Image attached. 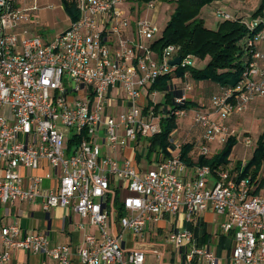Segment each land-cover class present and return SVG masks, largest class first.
<instances>
[{
    "label": "built area",
    "instance_id": "1",
    "mask_svg": "<svg viewBox=\"0 0 264 264\" xmlns=\"http://www.w3.org/2000/svg\"><path fill=\"white\" fill-rule=\"evenodd\" d=\"M74 2L79 18L46 40L29 26L35 0H0V204L7 206L8 215V206L16 201L39 199L43 211L70 209L94 231L79 244H63L47 232L26 233L18 223H5L0 227V264H8L17 249L42 256L41 264H219L209 242L197 244L192 227L177 225L165 236L173 247L170 263L160 262L163 249L153 246L156 235H145L146 228L181 210L193 226L207 211L225 216L219 229L232 233V246L224 249V264H264V160L246 176H241L248 163L244 158L238 167L232 161L214 170L196 165L186 177L182 143L171 138L168 157L144 169L136 161L137 146L146 145L160 132L161 119L170 116L180 122L190 115L199 128L197 159L211 157V144H223L230 136L247 148L258 147L230 121L256 98H264V50L259 48L264 9L263 15L240 18L248 32L245 66L235 86L219 87L208 105L187 107L186 92L192 89L187 82L175 105L156 113L153 101L148 106L146 99L158 91L148 89L195 59L182 57L172 44L160 53L152 49L158 37L145 16L161 3ZM127 13L136 19L128 20ZM214 13L219 20L235 19L219 3ZM177 56L180 62L170 64ZM124 149L129 152L120 161L117 153ZM46 167L51 172L37 173ZM44 178L50 179V190L42 189ZM117 196L124 211L120 218Z\"/></svg>",
    "mask_w": 264,
    "mask_h": 264
},
{
    "label": "trees",
    "instance_id": "2",
    "mask_svg": "<svg viewBox=\"0 0 264 264\" xmlns=\"http://www.w3.org/2000/svg\"><path fill=\"white\" fill-rule=\"evenodd\" d=\"M136 3L143 4L153 0H133ZM162 4L172 3L173 10L163 29L162 35L156 38L152 44V49L160 53L167 45H175L179 48V54L183 57L193 55L199 61H206L203 67L190 66L188 68L175 67L170 74H166L157 79L148 89V93L153 91L163 92L165 101L155 104L156 113L166 110L168 106L175 105V97L182 94L178 85L174 87L172 79L176 77L184 78L185 73L195 81H209L218 87L235 86L240 79L241 72L245 66V57L243 56V41L247 35L246 27L241 24L240 18L245 15L256 17L263 15L264 0H256L257 3L244 13H234L235 19L219 20L215 29L206 26L200 13L202 8L210 6L213 9L217 3L225 0H154ZM244 1V0H241ZM65 10L71 16L72 21H76L79 16V10L76 8L73 0H63ZM213 93V92H212ZM152 102H148V106ZM185 106H192V102L187 100ZM161 130L159 133L147 139L146 145H138L136 161L140 166H145L152 162L166 158L169 154L166 151L171 145V133L178 127L177 119L173 116L163 117L160 121ZM237 143L234 136L228 137L220 151L211 157L200 156L197 161L189 158V152L193 148V142H184L181 149V159L187 165L208 166L211 169H217L229 165L231 160L229 155ZM154 158L152 159V157ZM153 160V161H154ZM264 160V141L263 135L259 137L258 147L254 150L251 159L241 176H246L252 166L259 168ZM240 161L235 164L237 167ZM117 218L124 215L122 204L119 197L115 199ZM197 244L204 245L210 240L208 227L204 222L194 230ZM232 245V233L220 236V243L217 250L219 254L223 249L230 250ZM196 264V263H194Z\"/></svg>",
    "mask_w": 264,
    "mask_h": 264
},
{
    "label": "rangeland",
    "instance_id": "3",
    "mask_svg": "<svg viewBox=\"0 0 264 264\" xmlns=\"http://www.w3.org/2000/svg\"><path fill=\"white\" fill-rule=\"evenodd\" d=\"M35 1H36L37 9L30 12V21L32 25H34L33 27L35 28L34 31L31 29L33 33L40 34L43 37V39H51L59 35L63 31L69 29L72 26L73 21L69 13L64 8L63 0H35ZM256 3L257 2H254V5ZM31 4L32 2L30 1L28 2L27 5H31ZM223 4H221L223 8L227 9L226 5H223ZM172 10H173V4L165 3L154 9L147 11V14L145 17L149 22L152 23L153 28L156 30L155 37H159L160 34L162 33L170 17ZM141 12L143 11L141 10ZM200 15L202 18L205 19L206 26L212 29H215L217 27L219 18L215 15L213 7L211 8L210 6H205L204 8H202ZM126 16L128 17V20L134 21L136 19L135 14H132V15L128 14ZM262 44H264V42H260L259 46H261ZM205 62L206 61L201 62L198 59H194L192 66L203 67L205 65ZM181 79H182L181 77H177L175 79V82L180 81ZM187 82L191 83L192 85V89L186 92L187 98L188 100H193V104L196 105L194 107H199L200 105L205 104L206 102H207L206 105H208V98L212 94L213 89L211 87L206 88V90L203 93V90L199 88V86L201 87L203 82H207V81H195L194 82L188 73L187 78L186 79L184 78L183 82L182 83L180 82V84H178V88L180 89L183 88L185 83ZM207 84L211 86V83H207ZM203 85L205 86L206 84H203ZM202 93L204 95H202ZM195 95H197L196 98H195ZM164 99H165V96L163 92H157L154 96L151 94L149 98L146 99V103H148L149 101H153V104H157L163 101ZM194 100H197V102ZM182 120H183V123H185L186 125H188L190 121L192 122L190 115L185 117ZM231 123H232V126L235 127L237 131L241 133V135L247 132L249 137L254 142H258L259 137L264 132V98H256L254 101H252L250 103L249 108L244 113L237 115L231 119ZM98 144L101 147L100 148L101 153L102 154L106 153L107 150L105 148V145L102 144L101 140L98 141ZM214 146L215 147L218 146V148L221 149L222 144L221 145L215 144ZM254 150H255L254 147L247 148L244 146L241 139L239 140L237 139V143L233 147L229 155V159L234 160V159L245 158L249 160L251 159L254 153ZM49 180L50 179L44 178L43 180L44 187L49 186L48 185ZM124 195H125L124 190L119 192V197L122 198ZM3 208L4 206L0 207V215L3 212ZM74 217H75L76 222L77 221L80 222V217L77 214H75ZM224 220H225V216L216 215L215 221L213 222V225H212L214 232L218 229L219 224ZM184 222H185V215L182 214L181 211H179L177 215L170 213V214H167L165 217V227L166 228L164 229L163 232H157V230L150 231L152 232L153 235L156 234L157 242H154L153 246H157L160 249H163L162 259L160 260V262L162 261L164 263H170V253L173 252L172 245H170V243H167L165 241V236L168 235L169 228L174 225H178V226H181L182 224L184 225ZM160 224H161L160 222H156L153 225L155 228H157V226ZM127 234H129V232H125L126 236ZM51 238L53 239V237ZM60 241H62V243L66 242V240L63 238H61V240H59L58 242ZM53 242H56V240H54ZM211 246L213 248H216V244H214L213 242ZM23 251L26 252L25 250ZM151 253L152 252L147 251V254H150L151 262H156L154 256ZM224 255H225V250L220 252L219 256L221 260L219 264H224ZM48 263L52 264V262H48Z\"/></svg>",
    "mask_w": 264,
    "mask_h": 264
},
{
    "label": "crops",
    "instance_id": "4",
    "mask_svg": "<svg viewBox=\"0 0 264 264\" xmlns=\"http://www.w3.org/2000/svg\"><path fill=\"white\" fill-rule=\"evenodd\" d=\"M254 2H257V1L256 0H244V1H241V0H225L221 3L222 4L224 3L223 5H226L227 11L234 14L235 12L236 13H244V12L248 11L251 7H254V5H253ZM204 21H205V19H204ZM29 26L33 31L35 30V28L33 27L34 25H32L31 22H30ZM128 33L130 34L131 31L129 30ZM46 40H49V39H46ZM263 45L264 44L259 46V48L262 50H264ZM176 78L172 79V82L174 85L177 86L178 84H180V82L181 83L183 82V79L175 82ZM193 81L195 82V80H193ZM207 83H211V82H209V81L203 82V84H206V85L204 86L202 84L201 87L199 86V88H201L203 90V93L206 90V88L211 87L213 89L212 92H215L219 88L214 83H211V86ZM203 93H202V95H204ZM196 97H197V95H195V98ZM164 101H165V99L161 102H164ZM190 101L192 102V107L196 106L193 104V100H190ZM194 101L197 102V100H194ZM205 104H207V102ZM230 124L232 125L231 121H230ZM199 134H200V131H199L198 127H195L191 121L189 122L188 125H186L185 123H183V120L178 122V127L175 130H173L171 133V138L173 140L180 141L182 144L184 142H188V141L193 142L194 146L188 154L189 158L192 160V162L198 160L196 158V155H197V151H198V142H199V136H200ZM243 134L248 135L247 132L243 133ZM215 144L221 145L222 142L221 143L216 142V143L211 144L210 147L212 150V156L216 155L220 151L218 146L217 147L214 146ZM181 149H182V147H181ZM128 152H129L128 149H124L121 152H118L117 158L121 161L123 159L124 154L126 155V154H128ZM153 158H154V156L152 157V159ZM243 159H234V160L230 159V160L234 164H236L237 161L241 162V160H243ZM153 160H152V162H155V160L154 161ZM245 160L249 161L250 159L249 160L245 159ZM146 166L147 165L140 166V168L144 169ZM187 166L188 167H187V171H186V175H187L186 177H190L193 174L192 170L194 169V167L196 165L193 163V165H187ZM48 171L51 172V169L46 167L45 169H42V170L38 171L37 173L43 174V173L48 172ZM181 177L183 178V173H182ZM43 183H44V181H43ZM48 185H49L48 187H44L42 184V186H43L42 189L50 190V188H49L51 186L50 180L48 181ZM2 206L3 205L0 204V207H2ZM6 207L7 206H4L3 212L0 215V227L3 224L8 223V222L9 223H18V224H20V226L22 227V229L26 233L47 232V233H49L50 237H53V239L51 238L52 241L56 240L57 243H62V241H60V242H58V241L61 240V238H63L66 240V242L63 241V242H65L63 244H66V243L79 244L82 242L85 233H87L88 231H94V227L89 226L87 221H81L80 220L81 222L84 223V228L83 229L79 228L78 227L79 221H77V222L75 221V217H74L75 212H72L70 209L55 208V209H51L47 212L43 211L42 210V201L39 199H35V200L29 201V202L16 201L13 207L8 206V208H9L8 215H6ZM181 213L183 214L182 210H181ZM177 214H175V215H177ZM165 217H166V215H165ZM165 217L162 219V222L160 221L161 224L158 225L157 228H155L154 225L152 226V224L149 225L146 228L145 235L151 236L153 239L154 235L150 231L157 230V232H163L164 229L166 228L165 227ZM215 218H216V215L213 214V212L207 211V212H205V213H203L197 217L196 226H193V224L187 223V222H184V225L182 224L181 226H178V225L177 226L178 227H184V226L192 227L193 230H195L196 227L200 224V222H204L206 224V226L208 227V233L210 234V237H211L209 240V243H210V245L212 244V242L214 244H216V248H213L212 246L211 247H212V249H215V251L217 252L218 247H219V243H220V236L222 235V233H221L219 227L215 232L213 230L212 225H213V222L215 221ZM159 227H161V228H159ZM224 235H226V234H224ZM218 255H220V253ZM42 259H43L42 256L33 255L27 251L24 252L21 249H17V250L11 251V260L8 262V264H41L43 261Z\"/></svg>",
    "mask_w": 264,
    "mask_h": 264
},
{
    "label": "water",
    "instance_id": "5",
    "mask_svg": "<svg viewBox=\"0 0 264 264\" xmlns=\"http://www.w3.org/2000/svg\"><path fill=\"white\" fill-rule=\"evenodd\" d=\"M179 62H180V56H177L170 61V64L175 65L178 64Z\"/></svg>",
    "mask_w": 264,
    "mask_h": 264
}]
</instances>
